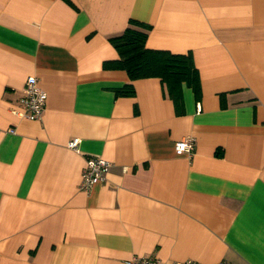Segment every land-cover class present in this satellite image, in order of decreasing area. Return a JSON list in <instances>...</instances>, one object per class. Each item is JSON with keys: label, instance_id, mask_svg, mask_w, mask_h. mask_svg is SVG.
Here are the masks:
<instances>
[{"label": "crops", "instance_id": "crops-1", "mask_svg": "<svg viewBox=\"0 0 264 264\" xmlns=\"http://www.w3.org/2000/svg\"><path fill=\"white\" fill-rule=\"evenodd\" d=\"M130 19L149 49L192 55L184 115L158 78L103 68ZM29 77L39 121L17 116ZM88 156L112 167L84 192ZM134 256L264 264V0H0V264Z\"/></svg>", "mask_w": 264, "mask_h": 264}, {"label": "trees", "instance_id": "trees-1", "mask_svg": "<svg viewBox=\"0 0 264 264\" xmlns=\"http://www.w3.org/2000/svg\"><path fill=\"white\" fill-rule=\"evenodd\" d=\"M149 30V25L130 19L121 34L109 39L118 58L104 62L103 68L124 71L131 82L158 78L175 105L176 115H184L182 85L192 89L196 100L201 98L200 76L193 57L191 54L149 49L146 46ZM115 93L118 96H133L135 91L130 83Z\"/></svg>", "mask_w": 264, "mask_h": 264}, {"label": "built area", "instance_id": "built-area-1", "mask_svg": "<svg viewBox=\"0 0 264 264\" xmlns=\"http://www.w3.org/2000/svg\"><path fill=\"white\" fill-rule=\"evenodd\" d=\"M47 94L44 92L35 77L26 80L24 94L19 100L21 110L17 116L30 121H39L46 108ZM80 140L75 138L68 142L67 147L73 151H78ZM195 139L186 137L175 143L176 155L191 156L194 153ZM112 164L100 156H88L86 165L81 174L80 190L88 192L94 185L103 182L109 173ZM124 264H159L157 259L134 256L126 260ZM180 264H197L191 261ZM215 264H229L220 262Z\"/></svg>", "mask_w": 264, "mask_h": 264}]
</instances>
